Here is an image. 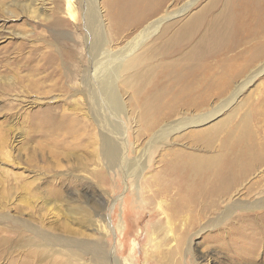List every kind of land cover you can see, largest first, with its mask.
<instances>
[{"label":"rangeland","instance_id":"rangeland-1","mask_svg":"<svg viewBox=\"0 0 264 264\" xmlns=\"http://www.w3.org/2000/svg\"><path fill=\"white\" fill-rule=\"evenodd\" d=\"M82 1L0 0V264H264V0ZM90 13L112 54L170 14L126 59L116 118L97 116L85 82L100 61ZM250 74L227 109L142 153ZM191 152L215 158L211 198L184 184L175 161ZM137 157L146 167L130 175Z\"/></svg>","mask_w":264,"mask_h":264},{"label":"bare ground","instance_id":"bare-ground-1","mask_svg":"<svg viewBox=\"0 0 264 264\" xmlns=\"http://www.w3.org/2000/svg\"><path fill=\"white\" fill-rule=\"evenodd\" d=\"M91 4L92 3L88 2L87 0L82 1V5H83V8H85V10H87L88 7L92 6ZM88 15H89L88 19H90V20L85 21V27L88 31L89 38L90 39L92 38V40L89 41V49H88L89 55L91 56L90 58H92V59L99 58L100 61H97V64L94 67V70H93L95 72L94 77H90L88 80L86 79L85 82H87L86 85H87L88 90H89V96L91 97V99L94 103L95 110L97 111V116H100L103 118L104 116L102 114L106 112V113H108L111 116L116 118L117 115L119 113H122L124 110L123 104L117 95V90H116L117 78L119 75H121L125 72H129L131 70V68L133 70V67H134V61L130 62V64H129L126 59L129 57V55H131L132 52H134L135 48L146 38V36L149 35V33L153 29H156V27L159 26V24L162 20L169 18L170 14L166 13L163 16L159 17L158 19L150 22L131 40V42H129L125 46L124 49H122V50H120L114 54L108 53L102 49L103 44L101 43L102 40L100 41V37H99L102 35V33L98 29H96L97 25L95 26L96 21L94 19L95 14L90 13ZM93 28L96 29V32H95V29H93ZM92 29L94 30L93 35H92V31H93ZM98 31L100 32V34H98ZM138 68L140 69V66ZM259 69H261V68H259ZM130 72H132V71H130ZM254 75L255 74H250L245 81L238 83L236 85V88L233 90L232 94L229 95L230 97L222 100L220 105L215 107L213 109V111H211L207 114H202V115H195V116L192 115L191 117L181 118L178 120H174L172 122L169 121L170 123H166V124L162 125L159 128V130L154 132V134H153L154 136H153L151 142L148 144V147L144 148L142 153L144 155L145 154L148 155V153H152L151 151L154 150V146L156 145V143H158L160 141L162 143L163 141H165L167 139V137H169L170 135H172L174 133L183 131L184 129L195 126L199 123L209 122L212 118H214L215 116H217L218 114H220L222 111H224L225 109H227L229 107V105L232 103V101L235 100L236 95H238L248 84L251 83V81H253ZM125 83H127V81ZM125 83H123V84H125ZM102 98L104 100H106V104L102 103V100H101ZM180 110L181 109L179 107L175 108V112L180 111ZM145 126H146V124H145ZM116 130H118V129H116ZM117 143L118 142H116L115 140H111V139L105 137V140H104L105 156H106L108 162H110L111 164L114 163L116 160H118L117 158L119 155H118ZM242 144H244L243 141H242ZM209 147H211V143H210ZM139 150L141 151L142 149H139ZM244 150L247 151L246 146H244ZM176 152H173L172 155L173 154L176 155ZM225 152L226 151H223V153H225ZM142 155H140V156H142ZM148 156H150V154ZM168 156H170V155H168ZM134 158H132V159H134ZM139 158L140 157H137L136 159H134L132 161H128V162L124 161V163H126L125 169H126L128 174H130V175L134 174L135 176H139L143 172V170L146 167L145 161H141V160H139ZM214 159L215 158L211 157V154L209 155V153H208V155L201 156V155H199L197 153H193V152H191L189 154H185L184 156L180 155L179 160L175 159L177 166H179V168L183 167L184 168L183 173L186 172L185 176H184V174H182V176H184V178H183L184 184L193 186V195L195 194L196 198H200L201 195H203L204 198H211V168L214 165H216V163L214 162ZM123 160H124V158H123ZM256 163H258V162H256V161L250 162L249 167L252 165L254 167L256 165ZM249 167H247V168H249ZM242 172H243V167L238 166L237 170H236L237 175L235 176L236 177L235 179L237 181L235 179L232 180V178L231 179L229 178L222 183L223 188H225V189L227 188V191L225 193L220 194L221 198L228 195L230 190L235 189V186L240 184V180L243 177V176H241L243 174ZM171 179L173 181L175 180V178L173 179V177H171ZM234 181H236V182H234ZM188 188H190V187H188ZM259 205H260V203H259Z\"/></svg>","mask_w":264,"mask_h":264},{"label":"water","instance_id":"water-1","mask_svg":"<svg viewBox=\"0 0 264 264\" xmlns=\"http://www.w3.org/2000/svg\"><path fill=\"white\" fill-rule=\"evenodd\" d=\"M165 20H166V19L162 20L161 23H162L163 21H165Z\"/></svg>","mask_w":264,"mask_h":264}]
</instances>
